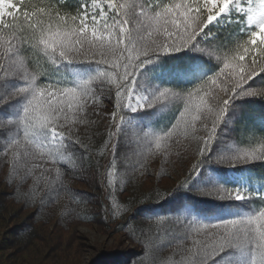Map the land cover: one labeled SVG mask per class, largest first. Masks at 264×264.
<instances>
[{"label":"snow or ice","instance_id":"1","mask_svg":"<svg viewBox=\"0 0 264 264\" xmlns=\"http://www.w3.org/2000/svg\"><path fill=\"white\" fill-rule=\"evenodd\" d=\"M56 3L29 11L24 0H0V106L21 100L15 115H0V157L11 154L14 170L23 158L35 157L36 150L43 154L44 148L54 160L71 159L64 156L70 145L63 147L68 138L61 129L69 127L71 132L72 125L87 123L86 110L95 103L99 89L111 93L112 115L119 117L111 125L117 144L125 110L136 112L165 102L172 107L183 101V110L176 109L179 118L163 135L155 136V146L167 150L173 136L195 137L202 128L206 134L188 173L191 181L205 163L202 157L216 139L232 100L264 98V86L250 83L264 74V0H247V7L241 0H172L162 5L151 0H83L73 15H61L63 5ZM213 22H218L217 30L206 32ZM234 35L247 39L236 44ZM189 47L214 59L217 70L185 92L150 86L140 78V70L157 54ZM30 52L47 58V72L33 67ZM75 63H95L98 70L86 79L65 77L62 66ZM57 74L62 78L39 86L41 80ZM13 80L19 85L10 86ZM154 135L148 129L130 128L124 138L151 152ZM256 160H264V155L238 148L235 155L216 158L232 165ZM189 183L181 185L187 188ZM200 194L264 203V192L222 186L201 189ZM175 216L185 229L180 264H264V208L210 223Z\"/></svg>","mask_w":264,"mask_h":264},{"label":"trees","instance_id":"2","mask_svg":"<svg viewBox=\"0 0 264 264\" xmlns=\"http://www.w3.org/2000/svg\"><path fill=\"white\" fill-rule=\"evenodd\" d=\"M81 2L83 0H59V4L63 5L59 9L61 15L75 14ZM88 2L91 3V0ZM103 2L104 0H101V3ZM119 2L124 3L125 0H119ZM151 2L162 5L171 3L172 0H151ZM246 2L247 0H241V4ZM24 3L28 6L29 11L34 10L33 6H57L56 0H24ZM234 18L238 19L239 17L234 15ZM218 27V22H213L205 31L215 32ZM227 31L231 32V29ZM217 36L224 37V32H218ZM214 38L216 37L210 39ZM233 38L236 44H243L247 39L246 36L237 38L235 35ZM232 47L234 48L235 45ZM221 54L224 55V53ZM28 55L35 69L40 73L48 71L49 62L43 54L37 56L35 52H30ZM218 66L214 59L189 47L176 52L157 54L151 63L146 64L140 70L139 75L150 86L169 87L185 92L207 75L214 73ZM97 70L98 66L95 63H75L62 66V73L67 78L86 79L95 74ZM61 78V74L53 75L50 79L41 80L39 86L45 87L49 82H55ZM19 83V81L13 80L10 82V86L15 87ZM250 83L253 87L264 86V74L258 75ZM111 98L109 91L98 89L95 102L103 100L110 104L109 99ZM20 103L21 100L17 98L0 106V115H15ZM177 107L183 110V101L172 107L165 102L136 112L125 110L126 124H122V135L118 144L115 130L111 125L117 122L119 117L112 115V104L108 109L111 114L108 120L93 122L88 118V120L85 119L87 124L72 125L71 132H69V127L61 129L64 131L65 137L68 138L65 139L63 147L69 148L70 145L69 150L64 152V156L71 157V159L54 160L47 155V148L42 150L43 154H40L41 150H36L37 154L42 157V161L56 169V172L49 174L48 178L44 179L40 189H36L34 198L39 201L47 199L49 203L51 201L58 202L64 198L70 203L76 204L75 207L72 205L73 213L80 220L94 221L99 219L98 215H100L104 223L109 224L112 221H117L118 229L128 231L131 238L140 237V240L144 242V234L150 235L151 242L144 244L147 248H149V244L152 246V243H154V247L158 245V253L184 243L185 229L176 222L175 215H184L203 223H210L239 215L250 208L254 210L264 208V203L259 199L235 201L234 198L222 199L200 194L201 189L220 186L225 189H241L250 192L264 191V160L234 165L216 161V158L221 155H235L236 148L254 149L257 155H264V98L260 97H243L232 100L223 122L217 129L216 139L209 152L202 157L205 163L191 181L188 179V173L192 165L196 163L199 148L203 147V144L198 147L193 162L184 169L177 183L168 189L154 186L150 191L143 192L137 187L131 191L133 193L130 196L131 200L123 204L124 200L120 198L121 191L124 187H130L133 184L134 173L143 168L145 158L148 157L146 155L151 153L143 147H139L141 148L140 156L131 153L130 150L136 149L138 146L134 142L129 144L124 136L128 134L130 128L153 131L155 135L151 138V151L153 149L159 151L160 148L157 149L155 146V136L163 135L171 123L175 122V117L179 118ZM232 171L234 175H240L236 181ZM58 174L59 181L57 182ZM186 181L190 182L187 188L181 185ZM81 182L89 184L94 188L96 194H89L74 184ZM241 183L246 185V189L241 186ZM88 194L93 195L90 198L99 208L95 209L88 205L90 202L87 198ZM247 194L246 192L245 195ZM30 199L33 197L30 196ZM208 205L215 206L217 210L211 214L202 212ZM28 232L27 234H29ZM133 257H136L134 258L136 261L131 257H123L119 263L158 264V260L151 262L152 257L145 248ZM148 258L149 261L145 262L144 260H148ZM181 259L182 256H170L169 261L163 263L180 264ZM92 264H102L101 258L94 260Z\"/></svg>","mask_w":264,"mask_h":264},{"label":"rangeland","instance_id":"3","mask_svg":"<svg viewBox=\"0 0 264 264\" xmlns=\"http://www.w3.org/2000/svg\"><path fill=\"white\" fill-rule=\"evenodd\" d=\"M242 6L247 7V3ZM109 107L110 104L103 100L90 104L84 119L90 118L93 122L108 120L111 117ZM197 128L201 126L197 124ZM205 134L201 128L195 137L183 134L173 136L168 141L167 150L162 146L159 151L153 149L147 154L143 168L133 175V184L121 191L123 204L131 200V191L137 187L143 192L150 191L154 186L168 189L177 183L184 169L193 162ZM140 149H131L130 152L140 156ZM10 156L0 157V264H92L98 258H101L102 264H120L119 260L123 257L135 260L133 256L143 248L152 257L151 262L158 260V264L169 261L170 256H182L185 242L158 253V245L154 247L152 243L147 248L144 244L151 242L150 235L144 234V242L140 237L131 238L128 231L118 229L117 221L104 223L100 215L94 221L80 220L73 213L72 207L76 204L64 198L50 203L47 199H35L36 189L56 169L46 165L37 154L23 158L14 170ZM21 176L26 178L21 181ZM238 178L240 175H234L235 181ZM74 184L89 194H96L89 184ZM241 186L246 189L244 183ZM93 195L87 197L90 201L88 205L97 209L98 205L90 198ZM216 210L215 206L208 205L202 212L211 214ZM144 261L148 262L149 258Z\"/></svg>","mask_w":264,"mask_h":264}]
</instances>
